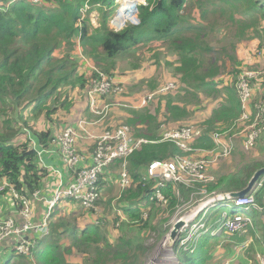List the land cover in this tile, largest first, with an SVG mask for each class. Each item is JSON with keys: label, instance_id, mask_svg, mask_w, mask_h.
<instances>
[{"label": "trees", "instance_id": "16d2710c", "mask_svg": "<svg viewBox=\"0 0 264 264\" xmlns=\"http://www.w3.org/2000/svg\"><path fill=\"white\" fill-rule=\"evenodd\" d=\"M86 6L90 7L89 11L99 12L98 29L93 30L85 20H81ZM116 9V0H39L36 4L25 0H0V186L3 183L7 185L0 192V202L6 198L9 200L0 205L4 219L19 217L21 210L20 202L13 198L8 187H13L33 204L32 194L35 191L42 194L44 184L51 177L33 150L31 139L41 148H50L54 134L74 126L79 119L54 125L58 113L70 115L74 107L80 106L86 118L92 116L88 92L97 74L90 72L88 67L80 70L79 49L108 75L113 58L131 53L140 44L153 45L147 50L156 52L153 54L154 63L166 53H172L175 60L166 63L173 67L171 75L180 87L172 91L167 86L165 96L158 93L162 94V99L158 100L165 111H162L164 118L160 123L168 129L180 130L190 126L201 129L203 136L189 143L193 149L213 150V133L227 132L229 129L231 131L225 137L239 133L246 125L253 123L258 114L255 106L264 103L262 68L263 73L248 84L251 92L246 111L248 123L239 124L244 122L240 121L243 111L236 83L244 72L257 71L258 66L245 64L236 56L222 58L207 43L208 32L213 31L215 23L220 22L228 31L234 32L236 41L257 40L256 52L264 53V0H145L144 5L137 6L139 23L130 24L115 33L109 29L108 22ZM76 45L81 47L77 48ZM226 59H229L230 65ZM106 61H110V65L104 67ZM150 87L153 92L156 86L151 83ZM124 92L117 95L126 101L129 97ZM101 100L105 98L100 97ZM204 100L218 103L199 125L188 121L184 123L183 120L191 117L194 110L196 113L204 111ZM117 101L112 96L102 105L109 106L107 112L110 114L112 107L118 105ZM145 105L136 111L134 108L127 110L123 116L125 124L134 138L159 141L161 137L157 135L161 131L157 116L150 114ZM100 122L109 125L110 129L106 130L112 132L124 125L121 123L114 127L110 122ZM136 124L144 129L146 136H140L141 131L134 128ZM245 135L238 137L240 141L246 138ZM258 139L255 145L259 144ZM81 140L80 146L86 143V140L80 143ZM177 149L172 143L141 144L127 157L129 185L125 190L120 189L114 170L98 179L96 187L100 191L109 183H114L116 188L106 200L103 194L100 195L97 204L104 208L101 213L103 218H98V224L92 218L93 213L82 208L81 219L88 220V223L78 229L61 213L54 219L56 207L51 214L49 237L38 238L28 256L15 252V241L1 243V264H15L16 261L17 264L141 262L147 249L139 235L146 231L164 234L168 217L180 204L176 193L182 194L183 199L190 194L183 185L169 183L160 190L166 201L164 204L155 199L158 181L146 178L148 165L152 161H166L178 153ZM232 155L238 159V167L231 174L219 176L215 182L197 183V186L205 187L208 194L239 192L247 186L254 172L264 167V160L253 156L252 152L249 156V153L237 148ZM120 163L118 160L116 166ZM55 184L56 181L52 182L46 196H50ZM247 195L253 196L256 208L251 206L248 211L241 210L250 212L247 214L250 225H246V232L241 236H229L223 232L221 238L224 239H220L202 231L199 238L189 242L188 251L176 242L173 251L181 264H214L212 253L222 241V246L228 250L244 244L248 237L256 247L264 244V224L260 221L264 216V181L255 193ZM70 201L63 199L59 202L67 204ZM42 204L46 210V204ZM235 213L237 211L231 206L230 215ZM144 214L147 215L145 220L142 219ZM108 215L112 216L111 225L108 224ZM205 222L207 226L214 223L210 219ZM109 227L113 231L112 236L108 235ZM261 250L264 252V248ZM72 254L80 256V259L69 261L68 257ZM6 255L8 258L5 259ZM243 256L250 261L249 264H259L254 258V246L247 247Z\"/></svg>", "mask_w": 264, "mask_h": 264}, {"label": "rangeland", "instance_id": "374dc122", "mask_svg": "<svg viewBox=\"0 0 264 264\" xmlns=\"http://www.w3.org/2000/svg\"><path fill=\"white\" fill-rule=\"evenodd\" d=\"M116 4H117V9L115 11V14L111 17V19L108 22V27L110 30L116 33L123 30L126 26L128 27L130 24L137 25L139 23L138 15H137V6L144 5L145 0H116ZM89 8H90L89 6H86L85 10L82 13L81 20H85L87 22V26L91 27L93 30L98 29L100 24L99 12L97 10L89 11ZM121 12H122V16H120ZM214 26L215 29L211 32H208L207 43H209L213 47V50L216 52L217 55H221L222 58L228 57V55L236 56L237 58L242 60L243 63L245 64L248 65L256 64L258 66L257 71L244 72V74L246 73L255 74V77L248 79V82L251 81L252 79H256L259 73H263L262 68H264V53L258 54L256 52L257 40L236 41L237 39H235L234 37V32L228 31L225 28L224 24L219 22L218 24L215 23ZM76 47L79 48L81 46L76 45ZM148 47H153V45L140 44L131 53H125L113 58L112 61L114 63L112 65H110V61H106L103 65L104 67L110 65L111 70L109 72V75L107 73H104L102 69L96 67V65L92 62L90 57L88 56L85 57L81 49L77 51V54L79 57V61H81L80 62L81 65L79 64L80 70H85L86 69L85 67H88L89 71L92 73L95 72L98 75L102 76L103 78H111L114 81V83L120 87L118 91L124 90L129 97V99L124 101L125 98L119 97L117 94L113 93V91L103 95L102 98H105V100H101L100 102L101 105L105 101L109 100L112 96H114L118 100L117 101L118 105L112 107V112L110 114L109 112H106L103 118L101 116L102 121H104L105 123L110 122L111 126L114 125V127L121 123L124 124L123 126L126 127L125 124L126 121L123 116L125 113H127V110H132L133 108L134 110L135 109L139 110L140 108H143L142 106L145 105L146 103L145 108L148 109L149 113L155 114L157 116V121L160 124L159 129L161 131L158 133L157 136L161 137L163 133L166 131L178 130V129H168L166 128L165 124L160 123V120L164 118L162 115V111L163 112L165 111L161 107L158 98H161L162 94L165 96L166 93L165 90L167 86L171 87L172 91H176L180 87V84L177 81H175L174 76L171 75V73L174 72L173 67L166 63V61L168 62L174 61L175 60L174 55L172 53L170 54L166 53L164 56H161L159 57V59H156V62L154 63L155 57H153V54H155L156 52L147 50ZM226 61L227 64L230 65L231 62L229 61V59H226ZM157 62L158 65L156 64ZM151 83L154 85V87L156 86L153 92H151L150 90ZM172 84H174V86ZM160 92L162 94H158ZM262 93L264 95L263 89H262ZM217 103L218 102L212 103L210 101L204 100V105H203L204 111L199 110L196 113L194 110L191 117L185 118L183 122L185 123L188 121L190 123H196L199 125V123L202 120L208 117L209 115L208 112L211 109L215 108ZM73 109L76 111L75 116L84 115V112L80 107L76 106ZM91 115L94 120L96 118H98V120L100 119V117L94 114ZM65 118H66V114L64 112L58 113L55 116V119L57 120L54 125L60 126L62 122L66 121ZM138 118H140V116H138ZM111 119H113V122H111ZM245 123H248V121L239 124L243 125ZM169 124L172 126L171 122H169ZM54 125L52 126L54 127ZM98 125L99 128H102L101 130L103 131H108L106 129H110L108 128L109 125H105L102 122L101 123L99 122L95 126ZM134 128H137L141 131L140 133L141 137L146 136V134L143 132L144 130L143 128L141 129L139 126H137V124ZM251 129L252 127L250 125H246L239 133H235L230 137H225L226 134L230 133L231 131L230 129L227 132L225 131L221 133H215L220 135V139L226 145L231 146V151L226 156H219L220 151L218 150V152L215 153L214 155H210L208 153H201V152L196 153L194 155L190 154L191 155L190 159L210 161V163L207 164L205 168L203 167L202 170V173L204 175L213 178V181L210 182H215L219 176L231 174L238 167V159L232 155V153L237 148H240L246 153H249V156H250V152H252L253 156H256L259 159L264 160V131H263L264 123L261 126V130H260V133L261 132L263 133H261V135L259 136L258 139L259 144L255 145V143H253V145L246 150L243 148L244 145L242 146V142L240 141V138H238L240 135H243L244 133L247 134ZM199 130L202 132L201 129ZM136 138L138 139V137ZM80 143H83V140H81ZM180 154L181 152L178 150V153H175L174 155L177 156ZM116 167L117 166L112 167L111 169L110 168L106 169L104 175H107L109 171L112 172L111 170L118 172V168ZM262 180H264V178ZM210 182H202V183L206 184ZM197 183H201V182H194L190 186L181 184L186 188L187 191H190V194L187 199H183L182 194H179L178 192L176 193L179 198L180 204L175 209V212L168 217L169 220L164 225V227L167 228V231L164 234L159 235L158 233L155 232L146 231L139 235V237L143 240V245L147 249V251L145 257L144 256L141 257L140 259L141 262L137 264H181V262L176 258L175 252L173 251L175 243L178 242L179 247L183 248V250L188 251L189 248L187 245L193 238L197 239L200 237L202 233H204V227L207 229V233H209L210 235L219 237L220 239H224L221 238L223 235L220 232H221V228L222 227L225 228V224H228L234 218V214L230 215V210L232 205L230 204L228 208H225V206L230 201H222V200L219 201L216 199L218 195H223V194H216V193H214L215 195L213 193L208 194L206 192L205 187H198ZM257 184L253 186L249 194L255 193L260 188V186ZM115 190L116 188L114 186V183H109L106 187H104L101 190V194H103L102 196L103 199L106 200L107 198H109L115 192ZM7 201H9L8 198H6L5 201H1L0 205L5 204V202ZM56 207H57V213L54 219H56L58 217V214L61 213L62 217L65 220L69 221L72 224H75L78 229H80L79 226L88 223V220L81 219L82 214L80 213V211L83 207L79 202L75 201L74 199H71V201L67 204H65L64 202L63 203L57 202L54 209ZM103 208H104L103 206L100 207L98 206L97 213L92 215V218L97 221V224L99 223L98 218L100 217L103 218V216H101V213L103 212ZM257 209L261 211L260 208L257 207ZM236 211L237 214L240 215L241 217L247 218L248 221L247 224L250 225V220L247 217L248 216L247 214L250 212H243L241 210H236ZM224 213L228 214V217L225 219L223 218ZM208 214L210 215V217L207 218ZM108 216H109L108 224L111 225L112 223L110 221V217L112 216L110 215ZM146 218L147 215L144 214L142 219L145 220ZM208 219L214 221L213 225L209 223L208 225L210 226H207V223L205 221ZM179 220H183L186 226L180 229L173 245L170 246L169 244L170 231L173 225ZM260 221L264 224V216L260 218ZM245 226L246 224H243V227L241 229V231L244 230V233L246 232ZM108 230H109L108 235L112 236L113 231L111 230V227H109ZM246 243H248V247L254 246L255 259L257 255H262L261 249L264 248V244H260L259 247H261V249H259V247L255 246L254 241L250 239V237H248L247 242H245V244ZM222 244L223 241L212 253L213 259L215 261L214 264H249L250 261H248L246 257L243 256V252L245 248L240 249V245L239 246L236 245L231 247V250H228L224 248ZM79 257L80 256H76L75 254H72L68 257V260L74 262L80 259ZM6 258H8L7 255L5 259ZM15 264H17V261L15 262Z\"/></svg>", "mask_w": 264, "mask_h": 264}, {"label": "built area", "instance_id": "2783aa9c", "mask_svg": "<svg viewBox=\"0 0 264 264\" xmlns=\"http://www.w3.org/2000/svg\"><path fill=\"white\" fill-rule=\"evenodd\" d=\"M25 1L32 2L34 4L39 2V0ZM254 77L255 74L253 73H243L238 78L236 83V91L238 93L241 109L243 111L240 118L241 122L249 120V115L246 112L248 110L251 97L248 79ZM119 88L120 87L117 86L111 78H103L97 74L96 79L93 80L91 90L88 92L90 102L89 109L92 114L100 117L98 122L102 120L101 116L103 118L108 110V105H101L100 97L110 93L111 91L117 94L122 91H118ZM255 107L258 114L253 123L250 125L252 129L247 134L244 133L246 134V138L241 141L242 146L244 145L243 148L246 150L250 148L253 143L257 141L261 133H263H260V130L264 123V103L257 104ZM87 129H89V123L80 120L75 127L69 126L64 130L59 131V133L54 134V137L50 141L51 147L46 149H38L36 142L31 139L32 147L37 152L40 163H42L50 173L53 172L56 175L57 184L49 197H40V191H35L32 194L33 200H40L47 206L42 218L37 224L31 223L33 218L31 202L25 196L19 195L13 187H8L9 193L21 204L19 217L23 223L19 227L15 224L13 219H2L0 210V244L15 241V252L18 255L28 256L31 251L30 249H32L35 244V241L31 239L30 235H34L39 239L49 237V223L52 210L56 206L57 202L63 199H74L79 202L85 210L96 214L98 208L97 202L101 194V191L96 187L98 179L104 174L106 169L115 167L117 161L121 160L120 165L116 167L118 168V178L116 181L119 182L120 189L125 190V188L129 185L127 157L139 149L141 144L156 142L172 143L181 152L180 155H174L166 161L154 160L147 168L146 178L158 181L155 199L159 202H163L164 204L166 201L161 195L160 190L169 183L174 185L183 184L190 186L194 182L202 183L213 181V178L207 177L202 173L203 167L205 168L210 161L190 159V154L194 155L201 152L214 155L219 150V156H226L231 151V146L226 145L220 139V135L215 133L212 135V140L215 144V148L213 150L206 151L193 149L189 143L194 138L203 136V133L199 129L191 126L180 130L166 131L163 133L159 141L136 139L131 135L130 129L127 126H121L113 132L102 131L98 134H89ZM81 139L86 140V143L82 146L79 144V140ZM89 146L92 150L86 152V149ZM43 154H56L64 172H60L51 165H45L42 160ZM262 181L264 180L261 179L257 185L260 186ZM5 187H7L5 183L1 184L0 192H2ZM216 199L224 201L222 195H218ZM230 204L234 210L248 211L251 206L256 208L252 195L235 198L225 207L228 208ZM227 217L228 215L224 213L223 218L225 219ZM247 222V218H243L235 213L234 218L231 222L225 224V228H221L220 233L222 234L225 232L229 236H234L236 234L237 236H241L244 233V230L241 231L243 224L247 225ZM185 226L186 225L183 227ZM204 233H207V229L205 227ZM247 247L248 243L240 244V249H246ZM261 254L262 255H257L256 260L259 264H264V252H261Z\"/></svg>", "mask_w": 264, "mask_h": 264}, {"label": "crops", "instance_id": "0c3cea01", "mask_svg": "<svg viewBox=\"0 0 264 264\" xmlns=\"http://www.w3.org/2000/svg\"><path fill=\"white\" fill-rule=\"evenodd\" d=\"M77 107H80V106H77ZM75 115H76V111L74 109H72L71 112H70V115H66V118H65L66 121H70L71 122V121H74V120L79 118L78 120H83L86 123H89V127L90 128L87 129L89 134H95V133L98 134V133L103 131V130H101L102 128H99V125L95 126V125H97L99 123L98 122L99 121L98 118H96L94 120L93 118L90 119L92 116H89L88 118H86L85 115H81V116H75ZM89 148H90V146L86 149V152L89 151ZM42 160H43V163L45 165H51V166L55 167L56 169H58L60 172H62V173L64 172V170H63V168H62V166L60 164L59 158H58V156L56 154H53V155L43 154ZM54 181H56V175L52 172L51 173V177L46 182V185L44 184L43 192H42L40 197H49V196H46V192L49 190L52 182H54ZM56 184H57V181H56ZM56 184L52 187V190L56 187ZM32 212H33V218L31 220V223L37 224L39 222V220L42 218V216H43V214L45 212V208H44V206H43V204H42V202L40 200H34V202L32 204ZM1 218L4 219L3 216ZM10 219H13L15 221V224L17 226H19V227L23 223L21 218L17 217V216H14V217H12ZM30 237H31V239H33L35 241V243H36L37 240H39L34 235H30Z\"/></svg>", "mask_w": 264, "mask_h": 264}, {"label": "water", "instance_id": "95a60500", "mask_svg": "<svg viewBox=\"0 0 264 264\" xmlns=\"http://www.w3.org/2000/svg\"><path fill=\"white\" fill-rule=\"evenodd\" d=\"M263 177H264V167H262V168H260L254 172V174L252 175L251 179L249 180L247 186L243 190H241L239 192H232V193L223 194L222 195L223 200L224 201H231L235 198H242V197L246 196L247 194L250 193L253 186H255ZM184 225H185V222L183 220H179L173 225V227L170 231V234H169L170 246L173 245L178 232L180 231V229H182V227Z\"/></svg>", "mask_w": 264, "mask_h": 264}, {"label": "clouds", "instance_id": "9594fccd", "mask_svg": "<svg viewBox=\"0 0 264 264\" xmlns=\"http://www.w3.org/2000/svg\"><path fill=\"white\" fill-rule=\"evenodd\" d=\"M91 113V112H90ZM92 114V113H91ZM80 120H78L77 122H76V124L79 122ZM76 124L74 125V127L76 126ZM90 128V127H89ZM32 145V144H31ZM38 145V144H37ZM33 148V147H32ZM38 149H43V148H41V146H39L38 145ZM34 150V149H33ZM35 151V150H34ZM36 152V151H35ZM36 154H37V152H36ZM38 156V155H37ZM42 164V163H41ZM42 166H43V164H42Z\"/></svg>", "mask_w": 264, "mask_h": 264}, {"label": "bare ground", "instance_id": "6f19581e", "mask_svg": "<svg viewBox=\"0 0 264 264\" xmlns=\"http://www.w3.org/2000/svg\"><path fill=\"white\" fill-rule=\"evenodd\" d=\"M120 162H121V160H120ZM41 242V241H40Z\"/></svg>", "mask_w": 264, "mask_h": 264}]
</instances>
